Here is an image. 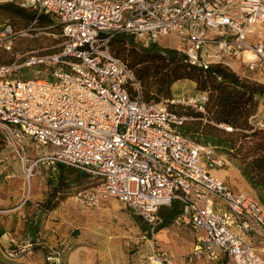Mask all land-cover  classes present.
Wrapping results in <instances>:
<instances>
[{"label": "built area", "instance_id": "obj_1", "mask_svg": "<svg viewBox=\"0 0 264 264\" xmlns=\"http://www.w3.org/2000/svg\"><path fill=\"white\" fill-rule=\"evenodd\" d=\"M15 1L35 13L18 35L27 34L37 16L46 13L62 37L56 51L31 52L21 62L0 64V129L18 159L29 163L27 179L38 164L84 171L93 183L75 193L76 203L97 207L115 197L147 223L150 238L162 220L158 208L178 199L182 211L174 222L202 232L183 262L264 264V204L251 191L234 190L209 173L205 166H228L227 158L179 131L185 116L162 102L145 101L132 71L110 47L121 32L143 44L171 34L190 64L222 62L259 82L249 74L264 75V37L257 29L264 25L256 27L264 24V0ZM0 29L9 49L16 33L9 25ZM250 34L257 39L250 40ZM230 59L240 64L237 69ZM34 65L50 68L32 78L15 76L19 68ZM205 100L202 93L177 101L203 111ZM261 105L248 117L249 131L264 130V100ZM28 140L47 151L30 159ZM33 244L28 241L22 249ZM171 258L151 245L149 264H170ZM46 259L64 264L58 250Z\"/></svg>", "mask_w": 264, "mask_h": 264}, {"label": "trees", "instance_id": "obj_2", "mask_svg": "<svg viewBox=\"0 0 264 264\" xmlns=\"http://www.w3.org/2000/svg\"><path fill=\"white\" fill-rule=\"evenodd\" d=\"M0 12L9 13L23 18L26 22L32 21L34 11L31 8L21 6L15 0L0 1ZM4 25V24H2ZM56 28L57 36H60V27L52 21V18L41 13L37 16L35 23L31 26L35 28ZM30 30V29H29ZM132 34L117 33L110 42L111 51L114 55L122 59L132 71L135 79L141 86L143 98L147 102H162L168 110L174 112L178 117L185 116L186 119L177 125L179 131L194 138L200 143H209L220 153L222 147L225 150L232 149L235 141L223 134L232 135L240 133L243 136L249 131L248 117L254 113L261 98L264 100V83L251 80L248 77L238 75L229 65L222 62L210 63L207 67L192 65L187 62L185 55L177 48L161 46L157 42L143 44ZM58 49H45L31 52H51ZM24 53L18 58L21 62ZM12 61H2L0 64H8ZM24 68H31L32 72H27ZM47 65H34L31 67H21L15 72V76L20 78H32L43 75ZM30 73L32 74L30 76ZM181 79H189L195 82V89L206 94L203 103V111L191 108L188 111H178L172 101L171 86ZM185 104V103H184ZM187 110V109H186ZM225 124L231 127L230 130L221 127ZM0 150L6 144L5 135L0 131ZM58 181L65 186H70L69 173L72 179L89 178L92 176L75 167L57 163ZM239 171L245 181L258 192L257 198L264 204V154L258 155L240 167ZM72 181V180H71ZM51 182V181H49ZM93 183V181H92ZM53 199L59 192L60 187L55 183ZM57 199V198H56ZM58 204L49 203L44 207L47 211L52 210ZM182 211V203L178 199H173L169 205H162L158 208L157 214L162 219L155 228L159 229L173 223L175 217ZM136 221L140 218L134 216ZM145 229V227H143ZM147 230V228H146ZM2 231L0 229V235ZM149 235V233L147 232Z\"/></svg>", "mask_w": 264, "mask_h": 264}, {"label": "rangeland", "instance_id": "obj_3", "mask_svg": "<svg viewBox=\"0 0 264 264\" xmlns=\"http://www.w3.org/2000/svg\"><path fill=\"white\" fill-rule=\"evenodd\" d=\"M9 25L12 30L16 33V37L12 40L10 48L6 49L3 45V42L6 40L2 38L1 36V29H0V59L2 61H14L16 58H18L20 55L27 53L28 51L35 50H45V49H55L59 46L61 39L57 36V29L56 28H41L39 26H36L35 28H30L27 34L18 35L21 31L28 28L30 22H26L21 17H18L16 15H12L5 12H0V25ZM264 24L256 27H262ZM264 27H262L263 29ZM258 29V28H257ZM135 42H137V39H134ZM156 42L161 46L166 47H172V48H180L181 43L179 39L176 36H173L171 34L165 35V36H159L156 40ZM232 65H234V60L230 59ZM236 66V64H235ZM27 72H32L31 68H24ZM33 74V73H32ZM30 73V76L32 75ZM251 78L257 79L258 77L255 73H250ZM255 75V76H253ZM259 82H261L259 80ZM176 83V84H175ZM178 83V84H177ZM264 83V82H261ZM176 86H175V85ZM172 90V99H174V106L178 111H188L192 107L196 109L191 104H188V108H186V104L177 101L178 99H184L185 101L187 99L193 98L198 94H202L204 92L198 91L195 89V82L189 79H181L176 82H174L171 86ZM263 101V98L260 99L259 105L257 108H261V102ZM187 109V110H186ZM0 131H2L0 129ZM1 133V132H0ZM224 136H227L235 141V145L232 149L225 150L224 148H220L219 151L221 154H223L229 164L228 166L223 167H206L205 168L211 173L213 176H222L219 177L223 179L231 188L234 190H247L254 193L256 196L258 195V192L252 188L248 184L246 187L247 189L243 188L241 185L240 180L235 177L234 175V167L240 168L246 165L250 160H252L254 157L258 155L264 154V130H257L254 132H247L243 136L240 133H234L232 135L223 134ZM37 145L31 140H28V143H25V150L26 152L29 151V149L35 148ZM41 147V146H38ZM15 147L7 145L3 146V148L0 150V157L3 156H9V157H15L18 159L17 155L14 153L13 149ZM45 150V149H44ZM25 155L29 157L30 159L34 160L37 156L29 154L28 152ZM19 160V159H18ZM20 161V160H19ZM2 163V162H0ZM21 163V161H20ZM46 164H38V166L33 167L32 174L30 175V181L26 177V170L29 167V164H26L25 170H24V177H23V195L24 197H28V193H30L31 189L36 186L35 181L38 180V177L34 175V172L38 169L40 171L42 178L38 181L37 188L35 190V194L37 197H39V200L36 201L37 209H39L40 212H38V221L39 225L42 224L44 218L48 214L49 211H47L44 207H47L49 203H55L61 204L65 203L67 198H70L71 200V207H77V208H86L84 206H80L75 201V193L80 189H85L89 187L92 184V179L89 178H75L72 179V174L69 173L68 178L70 179V186H65V181L63 184H60L58 181L59 175L58 172L54 171L52 173L51 169L43 168ZM44 172V176H43ZM223 172V173H222ZM218 174V175H217ZM8 178L4 180V182L8 181ZM72 180V181H71ZM51 181V182H49ZM0 182H2L0 180ZM55 183L58 184L60 187L59 192L56 194V198H52L53 191L55 190ZM118 203V204H117ZM44 206V207H43ZM109 206V205H108ZM89 208V207H87ZM41 209V210H40ZM24 215L21 217L22 221L24 218L27 217L26 210L23 211ZM16 212H13L11 210V207L8 205H5L3 202L0 201V219H4L5 217H9V215L15 216ZM57 217H51V221L58 222L60 220V217L56 215ZM134 216H137L140 218V221H136ZM13 218V217H12ZM18 218V217H17ZM15 222V220H14ZM107 225L106 229L108 231V234H113V236H121L123 237L126 242L123 244L124 251H123V259L124 264H149L148 256L150 254V248L148 246V242H146V239L149 238L152 240L150 245H157L153 242V238H150V236L147 234L148 232V225L147 223L138 215L134 214L126 205H124L122 202L118 201L116 204L112 205L110 209H108V216H107ZM38 225V227H39ZM65 225V224H64ZM45 227V226H44ZM145 227V229H143ZM147 228V230H146ZM182 230H187V234H190L189 229H185L180 226ZM48 229V228H45ZM73 228H70V233L72 232ZM69 234V233H68ZM71 235V234H70ZM145 235V237H142ZM56 238H58V235H56ZM188 237H184L185 240H187ZM190 238V237H189ZM22 237L20 239L15 240L10 243V246L7 248L15 249L17 250V253H15L12 256L7 255L5 248L0 243V264H50L48 260L46 259V255L52 251V250H58L60 251L63 260L66 259L67 253L69 249L71 248V245H65L64 243L57 242L55 244L53 241L52 243L49 242L46 238H40V240L33 241L34 244L32 245L31 249L24 248L22 249V245L25 244L22 242ZM50 245L52 247H50ZM185 243L181 242L180 244L176 245V248L182 249L184 248ZM175 247V246H173ZM188 252H184L182 255L176 256L171 258L170 264H183L182 258L184 255H186ZM261 257L264 259V254L260 253ZM121 257V258H122ZM185 264V263H184ZM187 264H206L203 260H193Z\"/></svg>", "mask_w": 264, "mask_h": 264}, {"label": "crops", "instance_id": "obj_4", "mask_svg": "<svg viewBox=\"0 0 264 264\" xmlns=\"http://www.w3.org/2000/svg\"><path fill=\"white\" fill-rule=\"evenodd\" d=\"M258 29L261 30L264 37V28ZM249 39L252 40L257 38L255 35L250 34ZM229 62L232 65L231 61ZM239 65L240 64L237 61H234L233 66L236 69ZM249 75L251 76V74ZM256 75L257 76H253L258 77V80L264 82V75ZM27 143L28 141L26 144ZM46 151V147L36 146L33 149L30 148L27 152L37 156ZM0 158L2 159V161H0L2 162L0 163V180L2 181L0 182V201L5 205L10 206L11 210L16 212L15 215L18 217L9 215L7 218L0 219V229L2 231V234L0 235V243L5 249L10 246V243L8 242L18 240L20 237L23 238V243L46 238L51 243L53 241L55 244L59 242V244L64 243L65 245H71L66 259L63 260L64 264H124L122 255L124 251L123 244L126 240L121 236L116 237L113 236V234H108L106 229L108 209H110L113 204L115 205L116 202L120 201L119 199L108 197L102 199L97 207L77 208L74 206L71 207V200L70 198H67L65 203L58 204L55 208L49 210L42 224L39 225L37 213L40 211L36 206V201L39 200V197L35 194V190L38 181L42 178L40 171L37 169L34 172V175L38 177V180L35 181L36 186L31 189L30 193H28V197H24V170L26 164L29 163L24 165L15 157L8 156L5 159L2 157ZM43 168L51 169L52 173L54 171L58 172L57 163L45 165ZM233 168L235 177L239 180L241 179L240 182L242 187L247 189L246 187L248 186V183L241 175L239 169L234 166ZM6 178H8V181L4 182ZM123 204L126 205L125 203ZM25 210L27 217L22 221L21 217H23V211ZM56 215L60 217V220L58 222L51 221L50 218L57 217ZM180 226L189 229L190 234H187V230H182ZM71 227L73 230L70 233ZM201 233L200 230H195L189 225L179 224L173 221L169 226L163 227L154 232L153 242L157 245L159 250L166 251L170 257H176L182 255L184 252H188L187 254H189L192 250L196 236ZM56 235H58V238H56ZM142 237H145V235ZM184 237H188L187 240H185ZM151 241L152 240L149 238L146 239L149 248L151 246ZM181 242L185 243L184 248H176V245ZM50 247L52 246L50 245ZM198 259L209 264L203 258H196L193 260ZM189 262L191 261H182L183 264Z\"/></svg>", "mask_w": 264, "mask_h": 264}, {"label": "bare ground", "instance_id": "obj_5", "mask_svg": "<svg viewBox=\"0 0 264 264\" xmlns=\"http://www.w3.org/2000/svg\"><path fill=\"white\" fill-rule=\"evenodd\" d=\"M31 168V167H30ZM223 173V172H222ZM218 175V174H217ZM219 177H222V176H219ZM29 181H30V177H29V179H28Z\"/></svg>", "mask_w": 264, "mask_h": 264}]
</instances>
